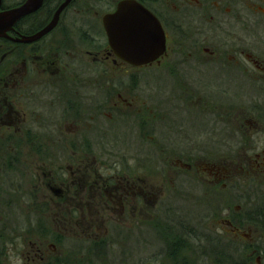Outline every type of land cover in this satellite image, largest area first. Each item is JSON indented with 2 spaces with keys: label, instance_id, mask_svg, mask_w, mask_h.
Segmentation results:
<instances>
[{
  "label": "flooded vegetation",
  "instance_id": "obj_1",
  "mask_svg": "<svg viewBox=\"0 0 264 264\" xmlns=\"http://www.w3.org/2000/svg\"><path fill=\"white\" fill-rule=\"evenodd\" d=\"M64 1L0 37V255L182 264L201 237L173 215L198 187L230 181L217 153L230 129H244V181L264 180V0H70L41 34ZM123 1L149 21L116 19L111 42L104 18Z\"/></svg>",
  "mask_w": 264,
  "mask_h": 264
},
{
  "label": "rangeland",
  "instance_id": "obj_2",
  "mask_svg": "<svg viewBox=\"0 0 264 264\" xmlns=\"http://www.w3.org/2000/svg\"><path fill=\"white\" fill-rule=\"evenodd\" d=\"M229 135L231 136L230 146L217 150V153L227 154L233 162L234 172L226 187L224 189L217 188L214 192H207L208 194H204L202 186L198 187L197 191L195 190L192 193L195 199L180 202V208L173 215V218L185 230H188L191 234L194 231L193 236L198 239L199 236L201 237V241H192L191 244L186 245V259L182 261V264H233L234 261L237 264H257V256H259V264H264V222L258 218L260 214H264V180L250 178L244 181V173L239 170L240 165L237 164L241 161L244 153V129H230ZM11 184L13 182L9 184V189L14 188V184L12 187ZM5 189L6 185L1 179L0 202L2 204L4 198L2 194ZM8 198L10 206L25 207L23 205H25L26 198L13 196L12 194L8 195ZM236 206H238V209H235ZM207 211L212 213L209 220ZM244 214H246L245 221ZM226 217L231 219L241 232L249 230V239H245L243 233L235 234L231 232L221 221ZM49 219L51 222V217L46 220L49 221ZM206 222L208 228L204 230L202 224ZM42 223L48 226L46 221ZM211 239L213 240L212 244L215 245V248H212L213 251L216 250L215 254L212 253L210 247ZM218 252H222L227 259L225 257L218 258L216 256ZM5 256L6 254L0 255V264H5L7 260H9L7 264H21L23 262L21 257L10 254H8V259L4 261ZM160 263L158 260L153 261L152 264ZM162 263L171 264L170 261L165 260ZM87 264L116 263L109 255L105 254L98 259H91Z\"/></svg>",
  "mask_w": 264,
  "mask_h": 264
},
{
  "label": "water",
  "instance_id": "obj_3",
  "mask_svg": "<svg viewBox=\"0 0 264 264\" xmlns=\"http://www.w3.org/2000/svg\"><path fill=\"white\" fill-rule=\"evenodd\" d=\"M1 1L0 0V7H1ZM43 0H26L22 5L16 7V8H12L9 10H4V11H0V37H3L6 35V32L11 29L12 25L19 20L20 18H22L23 16L30 14L34 11H36L42 4ZM70 0H65L57 9L55 16L51 22V24L48 25V27L46 29H44L41 34H43L44 32L50 30L56 20L57 17L59 15V13L61 12V10L68 4ZM134 15L132 18L133 21H135L136 23H140L141 21H149L148 19V14L145 12V10H143L140 6H138L135 2L133 1H123L119 4L117 11L115 12V14L113 16H107L104 18V23H105V28L107 30V33L109 35V39L111 40V42L113 41L114 37H115V20L117 19V21H120L122 23H129V21L131 20L130 15ZM117 15H123L126 16L125 18H116ZM137 15V16H135ZM142 15V17H141ZM147 17V19H145V16ZM40 33L38 35H35L31 38H24L26 40H31V39H35L37 38L39 35H41ZM139 36H137L138 38ZM138 39H142V38H138ZM256 262L257 264H259V257H256Z\"/></svg>",
  "mask_w": 264,
  "mask_h": 264
},
{
  "label": "trees",
  "instance_id": "obj_4",
  "mask_svg": "<svg viewBox=\"0 0 264 264\" xmlns=\"http://www.w3.org/2000/svg\"><path fill=\"white\" fill-rule=\"evenodd\" d=\"M258 218H260L261 221L264 222V214H260V216H259ZM212 243H213V240L211 239V241H210V244H211V246H210V247H211V250H212V248H215V245H213ZM215 252H216V250H215V251L212 250V253H213V254H215ZM216 256H217L218 258L225 257V259H227L226 256L223 255L222 252H218V254H216ZM225 263H227V261H225ZM228 263H229V262H228ZM233 264H237V263L234 261Z\"/></svg>",
  "mask_w": 264,
  "mask_h": 264
}]
</instances>
